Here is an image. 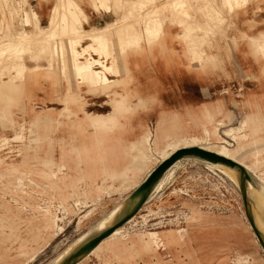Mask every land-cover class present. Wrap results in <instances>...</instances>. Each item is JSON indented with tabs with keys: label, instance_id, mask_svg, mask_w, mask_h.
<instances>
[{
	"label": "rangeland",
	"instance_id": "1",
	"mask_svg": "<svg viewBox=\"0 0 264 264\" xmlns=\"http://www.w3.org/2000/svg\"><path fill=\"white\" fill-rule=\"evenodd\" d=\"M4 1L0 10V43L10 40V36L15 41L16 36L22 44L16 55L1 53L0 48V264H48L56 259L76 240L86 237L163 155L177 147L220 145L222 155L250 166L259 178H264V121L260 117H244L248 111L258 114L264 109L258 107L262 103L257 101L264 98L255 95H262V90L248 79L259 81L261 77L247 76L250 70H225L223 63L232 64L233 59L220 58L215 64H206L217 69L211 70L217 75V85L208 91L210 98L203 97L213 103L202 105L200 117L186 123L160 120L152 126L143 125L131 139L121 137L136 109L124 90L131 77L122 65L128 50H137L144 44L141 41L137 46L126 40L134 38L129 30L133 29L134 34L143 28L139 20L147 10L156 13L153 26L157 39L162 20L168 15L172 19L193 20L190 15L195 0H171L170 7L162 4L164 0H152L146 3L148 9L130 18H122V12L115 9H93L90 0H79L82 7L113 16L102 25L115 23L111 33H107L111 55L106 63L112 68L106 75L117 77L93 89L77 83L71 72L58 68L52 58L51 41L25 33L18 35L21 29L29 33L32 23H11L9 2ZM25 1L28 4L22 3V12L29 6L36 11L38 2L47 5L46 18L40 20L38 14L40 25L45 27L56 0ZM241 2L245 0H225L230 10L220 12L217 25L222 33L215 31L214 37L222 42L215 43L217 49L229 35L241 30L237 27V13L231 10ZM260 3L264 10V1ZM255 14L251 10L250 20L243 23L248 34L264 28V14L254 18ZM3 15L9 20H3ZM195 16L202 18L199 13ZM9 29L13 35H6ZM87 42L81 41L83 45ZM199 46L202 44L197 43L196 50ZM253 50L256 56L260 54ZM251 56L259 69L263 59ZM192 60L199 63L200 57ZM39 77L53 84L59 80L65 83L64 91L58 95L62 106L54 114L35 109L34 87ZM260 85L263 87L264 82ZM117 88L123 91L117 92ZM250 91L254 94L250 95ZM85 94L106 96L107 100L96 106L109 108L91 107L95 105L85 100ZM248 100L253 101L254 109L246 106L251 104ZM86 113L110 115L91 124ZM118 153L119 160L117 156L110 158ZM170 177L134 218L78 264H264L261 247L243 214L238 187L227 176L188 157L176 164ZM252 214L256 221L254 208Z\"/></svg>",
	"mask_w": 264,
	"mask_h": 264
},
{
	"label": "crops",
	"instance_id": "2",
	"mask_svg": "<svg viewBox=\"0 0 264 264\" xmlns=\"http://www.w3.org/2000/svg\"><path fill=\"white\" fill-rule=\"evenodd\" d=\"M249 1L241 2L240 6L233 5L231 10H234L235 15L237 13V27L240 26L241 30L238 29L236 34L229 35L225 44L219 46L218 49L215 43L222 41L214 37V32H220L219 15L222 10L228 13L230 9L225 0H195L193 13L190 15L193 19L191 22L187 21L186 17H177L175 21L167 17L161 23L163 30L159 32V37L152 44L147 45L145 42L144 44L141 42V48L126 52L125 68L128 70L131 80L124 90L128 92V100L136 106V109L128 118L129 126L121 134L122 138L131 139L141 132L143 125L152 126L160 120L166 123H186L192 122L193 117H200L204 108L202 105L213 103L211 99L209 101L206 98L203 100V97L209 96L207 98H210L208 91L217 85V75L215 72H211V70L217 69L206 64H215L220 58L233 59L232 64H228L226 61L223 63L225 70H250L247 76L250 74L260 76L259 81L248 79L255 84L257 83L262 90V95L258 93L255 95L264 98V86L260 85L261 81L264 82V74H262L264 56L260 54L256 56L252 53L251 46V37L260 36L264 32V28L257 30L255 34H248L244 31L243 24L245 20H250L251 10L257 13L254 18L264 14L263 3H260L264 0H253V3ZM184 2L188 3V0H184ZM171 3V0L162 2L163 5L168 4L169 6ZM36 6L40 20L43 17L46 18L47 5L44 2H38ZM208 7L209 9H207ZM83 8L88 15V23L84 24V27L88 25L99 26L113 18L109 12L102 10L95 12L86 5ZM195 13H199L202 18H197ZM258 26L261 24H257ZM241 32H243L242 35ZM197 43L202 44V46L197 47L196 50ZM204 46H206V50ZM250 53L258 59H263L259 69L258 63L253 60ZM197 56L200 57L199 63H193L192 59ZM116 77L117 75H109L111 79ZM64 87L65 83L62 80L53 84L49 80L39 77L34 87L35 109L40 113L50 111L54 114L62 106L58 100V95L64 91ZM116 91L121 93L123 90L117 88ZM253 94L250 91V95ZM84 97L88 103L95 105L91 107H98L96 105H102V102L107 100V97L102 94H85ZM248 101L251 104L246 103V106L250 110V107L253 108V101ZM257 101L262 103L258 107L264 108V101L262 99ZM254 113L255 110L248 111L244 117H260L264 121V109L258 110V114ZM110 156L112 160L115 159V156L118 160L120 159L119 153Z\"/></svg>",
	"mask_w": 264,
	"mask_h": 264
},
{
	"label": "bare ground",
	"instance_id": "3",
	"mask_svg": "<svg viewBox=\"0 0 264 264\" xmlns=\"http://www.w3.org/2000/svg\"><path fill=\"white\" fill-rule=\"evenodd\" d=\"M150 1L152 0H90L93 9L98 10L99 8H103L104 10H107V11H112V9H115L116 12L117 11L122 12V18H125V17L130 18L134 16L136 17V15L141 13V11L144 8L148 9L145 6H147L146 3ZM8 2H9V8H10L9 10L11 11V17H10L12 18L11 23L13 21L14 23H17V24L19 23L21 26L24 23H32V26H33L32 30L29 31V33H27V31L25 32V29L24 30L21 29V32L18 33V35L20 34L22 35V33H25V34H28L29 36H37V37L39 36L43 39H48L49 41H51L50 47L53 50V53H52L53 60L57 62L58 68L63 70V72H71V76L73 78H77V81H78L77 83L85 84L86 86L93 89V88H99L113 81V80H110L108 76L106 75L107 73L106 71L112 68V64L108 65L106 61L109 59L111 55V52H110L111 47H110L109 41L107 40V36H108L107 33L109 31L111 33V31L113 30V26L115 24L114 22H107L105 25H102V26L92 25L89 28H85L84 22L88 21V15L87 13H85L79 0H56V3L53 5L51 13L49 15L50 17H49L48 24L45 27H43L40 25L39 23L40 21L38 20V13L35 11V9H33V7L29 6L28 10H25L22 12V3L24 2L28 4L27 1L8 0ZM4 4H5V1L0 0V10L3 9ZM176 4L177 3H175V6H177ZM207 9H209V7ZM175 10H176V7H175ZM157 12L159 13L160 11H157ZM162 13H163L162 15H164V12ZM155 14L156 13H153V14L147 13V10H146V14L140 17L141 20H139L143 28L134 32V34L132 32L133 29L129 30L128 33H130L132 37L134 38L126 39V40L132 41L137 46H139L141 41L145 42L147 45L152 44V42L156 38V33H155L154 26H153L156 20ZM169 17L170 16L168 15V18ZM2 19L7 20V21L9 20L8 17L6 18L4 17V15ZM175 20L176 19H174V21ZM155 26H158V25L156 24ZM11 29L6 31V35L12 34ZM10 37L12 38V36ZM11 38L10 40L1 41L0 43L1 53H9L11 55L12 54L16 55L18 54L17 52L21 50V44H22L21 39L15 36L16 40L14 39L15 41H13L11 40ZM83 39L88 41L87 44L83 45L81 43ZM251 40H252V44H251L252 48L259 51L261 55H264V33H261L260 36H257V37H251ZM77 46H79V48H77ZM123 66L125 65H122V67ZM105 88H107V86ZM109 115L110 114L91 115V114L86 113L85 117L89 123L96 124L97 122H102L103 120L107 119ZM190 146H198L205 150H209V151L222 155L219 151L221 149L220 145H213L212 147H202L198 144H193V145L189 144L183 147H190ZM177 148H174L168 154L163 155L164 158H166L171 152H173ZM191 158L200 160L204 162L208 167L215 169L217 172L219 171L220 173L224 174L238 187V173L234 168L228 167L220 163L207 162L205 160H201L196 157H191ZM184 159H188V157H184L182 159L175 161L173 165H171V167H169L164 172L162 177L159 179V181L154 186L147 201H149L152 198L153 194L155 192H158L160 188L164 186L166 182H168V179L171 176L176 164L180 160H184ZM242 166L245 168V170L249 173L251 177V181L246 183V195H247V200H248V205H249V211L253 218L254 225L256 229L259 231V233L261 234V237L264 242V201L262 200V198L264 197V178H259L253 171L250 170V166H244V165ZM123 200L124 199H122L116 206H114L107 214L102 216L100 220L94 225L91 232L86 237L83 236L80 239L76 240L74 243L68 246L64 251H62L59 254V256H57L56 259L51 260V262H49L48 264H59V262H61V260L65 256H67V254H69L76 246L84 242L92 234L109 226L124 210L125 202ZM252 208H254V211H255L256 221L252 214ZM134 217L135 215L132 218ZM130 220H128L127 222H129ZM122 226L116 228L110 235L104 238L87 255H85L82 259H80L75 264H78L84 258H86L89 254H91L103 241H105L110 236H112L113 233L118 231Z\"/></svg>",
	"mask_w": 264,
	"mask_h": 264
},
{
	"label": "water",
	"instance_id": "4",
	"mask_svg": "<svg viewBox=\"0 0 264 264\" xmlns=\"http://www.w3.org/2000/svg\"><path fill=\"white\" fill-rule=\"evenodd\" d=\"M184 157H196L211 163H220L228 167L234 168L238 173V192L241 200L243 214L248 222L258 244L264 255V242L261 234L256 229L253 218L249 211V205L246 195V183L251 181L249 173L238 162L217 154L215 152L205 150L198 146L180 147L171 152L166 158L160 160L124 198L125 207L120 215L106 228L92 234L84 242L76 246L67 256H65L59 264H75L85 255H87L96 245L104 238L110 235L116 228L125 224L141 209L147 201L154 186L162 177L164 172L173 165V163Z\"/></svg>",
	"mask_w": 264,
	"mask_h": 264
}]
</instances>
